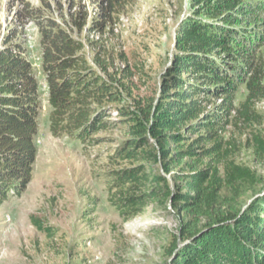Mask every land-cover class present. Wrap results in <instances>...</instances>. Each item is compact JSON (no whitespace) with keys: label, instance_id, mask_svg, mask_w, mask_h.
<instances>
[{"label":"rangeland","instance_id":"rangeland-1","mask_svg":"<svg viewBox=\"0 0 264 264\" xmlns=\"http://www.w3.org/2000/svg\"><path fill=\"white\" fill-rule=\"evenodd\" d=\"M98 1L0 0V50L16 27L12 41L23 43L41 85L44 78L34 63L40 46L38 27L31 19L16 21L26 3L35 15L59 23L81 45L78 55L82 67L89 69L86 73L102 80L124 76L121 85L130 89L131 96L123 90L121 103L127 107L133 98L156 97L175 52L179 26L192 18L212 22L200 14L205 2L136 0L121 3L110 23L93 30ZM213 3L208 0L207 6ZM238 3L237 18L232 27L220 29L219 39L232 47V54L241 52L248 59L213 57L217 64L240 65L230 69L236 81L231 99L226 98L231 110L225 111L222 96H198L197 101L202 103L201 117L220 123L223 158L249 168L256 177L253 185L239 186L237 202L246 209L264 198V155L256 148V140H264V0ZM84 22L78 30L76 24ZM222 22L218 21L220 26ZM41 92L30 180L19 195L11 192L0 204V264H170L165 247L179 222L172 205L149 203L142 212L123 220L111 204L117 192L113 186L108 189V184L115 173L136 166L118 158L117 150L128 138L116 109L105 110L104 129L96 128L83 141L66 134L54 136L48 97ZM179 169L176 166L172 173ZM168 178L176 185L172 176Z\"/></svg>","mask_w":264,"mask_h":264},{"label":"trees","instance_id":"trees-1","mask_svg":"<svg viewBox=\"0 0 264 264\" xmlns=\"http://www.w3.org/2000/svg\"><path fill=\"white\" fill-rule=\"evenodd\" d=\"M133 1L99 0L91 28L102 30L121 3ZM213 1L212 7L208 0L197 2H205L200 14L208 15L211 23L192 18L179 26L156 97L133 98L127 107L121 103L123 90L131 96L121 85L124 76L102 80L86 73L89 69L82 67L78 55L81 45L59 23L35 15L26 3L16 21L31 19L40 33L41 72L54 136L83 141L96 128L104 129L105 110L116 109L128 138L117 150L118 158L136 165L116 172L108 184L117 192L111 204L123 220L149 203H170L179 218L165 247L170 264H264V198L246 209L237 202L239 186L253 185L256 177L249 168L223 158L220 123L201 117L203 107L197 101L198 96H222L225 111H230L226 98L231 99L236 85L231 70L240 65L217 64L213 57L248 59L241 52L232 54V47L219 39L220 29L232 27L237 18L238 0ZM84 24L77 23L78 30ZM16 35L15 27L0 50V204L11 192L19 195L30 180L41 112L36 74L23 55V43L12 41ZM256 142L264 155V140ZM176 166L180 169L172 173Z\"/></svg>","mask_w":264,"mask_h":264},{"label":"built area","instance_id":"built-area-1","mask_svg":"<svg viewBox=\"0 0 264 264\" xmlns=\"http://www.w3.org/2000/svg\"><path fill=\"white\" fill-rule=\"evenodd\" d=\"M38 48V51H37V55H36V57H35V59H34V63L35 64H38V67H39V70L41 71V64H42V54H41V50H40V47H37ZM24 55V57L26 58V60L30 63V64H32L31 63V58L30 57H28V55H27V53H26V55H25V53L23 54ZM33 63V64H34ZM36 69V68H35ZM44 80V79H43ZM39 91H42L41 93H43L45 96H47L48 97V87H47V84H46V82H45V80L41 83V85H39Z\"/></svg>","mask_w":264,"mask_h":264},{"label":"clouds","instance_id":"clouds-1","mask_svg":"<svg viewBox=\"0 0 264 264\" xmlns=\"http://www.w3.org/2000/svg\"><path fill=\"white\" fill-rule=\"evenodd\" d=\"M40 47V46H39ZM42 73V72H41Z\"/></svg>","mask_w":264,"mask_h":264}]
</instances>
